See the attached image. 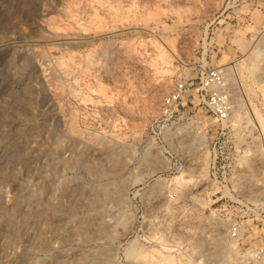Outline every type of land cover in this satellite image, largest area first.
I'll return each instance as SVG.
<instances>
[{"label":"rangeland","instance_id":"rangeland-1","mask_svg":"<svg viewBox=\"0 0 264 264\" xmlns=\"http://www.w3.org/2000/svg\"><path fill=\"white\" fill-rule=\"evenodd\" d=\"M199 67L228 119L164 112ZM263 212L264 0H0V264H264Z\"/></svg>","mask_w":264,"mask_h":264},{"label":"built area","instance_id":"built-area-1","mask_svg":"<svg viewBox=\"0 0 264 264\" xmlns=\"http://www.w3.org/2000/svg\"><path fill=\"white\" fill-rule=\"evenodd\" d=\"M189 91L194 92L198 105H201L211 117L219 121L228 119L231 111V101L228 95L225 73L215 68L205 69L199 67L196 81L178 83L172 93L163 99L164 112L178 109L181 98ZM260 221L261 225H264V212ZM229 236L232 240L240 239L238 225H232ZM249 252L255 255L256 261L264 260L263 247H251L245 253L248 254Z\"/></svg>","mask_w":264,"mask_h":264},{"label":"bare ground","instance_id":"bare-ground-1","mask_svg":"<svg viewBox=\"0 0 264 264\" xmlns=\"http://www.w3.org/2000/svg\"><path fill=\"white\" fill-rule=\"evenodd\" d=\"M254 259H255V256H254ZM169 263L172 264L171 261H169Z\"/></svg>","mask_w":264,"mask_h":264}]
</instances>
